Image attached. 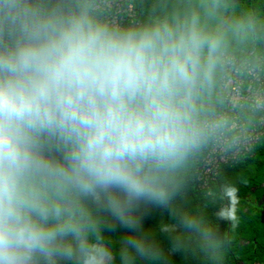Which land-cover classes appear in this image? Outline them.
<instances>
[{
  "label": "clouds",
  "instance_id": "1",
  "mask_svg": "<svg viewBox=\"0 0 264 264\" xmlns=\"http://www.w3.org/2000/svg\"><path fill=\"white\" fill-rule=\"evenodd\" d=\"M125 13L118 0H0V264H111L93 204L137 230L139 202L171 206L210 149L243 158L261 145L252 115L208 98L232 42L264 40V8L154 0L140 21ZM237 191L219 194L233 229ZM178 215L163 229H183L175 246L224 264L231 237L199 211ZM124 245L122 264L160 257L143 235Z\"/></svg>",
  "mask_w": 264,
  "mask_h": 264
},
{
  "label": "trees",
  "instance_id": "2",
  "mask_svg": "<svg viewBox=\"0 0 264 264\" xmlns=\"http://www.w3.org/2000/svg\"><path fill=\"white\" fill-rule=\"evenodd\" d=\"M123 2L126 13L121 22L140 21L152 10L154 0H118ZM241 8H264V0H236ZM233 51L219 71L208 98V106L214 107L233 117L253 116L252 138L260 141L255 151L246 157L227 154L218 159L208 172H203V161L209 152L202 157L196 169L186 181L184 189L175 197L171 206H159L141 201L134 209L140 220V226L133 230L115 219L103 207L92 205L101 217V235L112 252L111 264H122L121 253L124 241L131 236L143 235L152 240L160 251L157 260H150L136 255L133 251V264H209V261L194 246L176 247V237L183 229L175 231L163 229L179 224V210L199 211L203 218L214 225L218 235H229L230 246L227 249L224 264H264V107L253 108L252 99H243L234 106H229L228 90L224 81L234 68L239 77L240 88L256 87L264 101V59L260 66L251 61L253 57L264 58V40L254 45L231 44ZM224 184L237 188L239 224L233 229L228 220L219 219L217 213L221 207L229 204L227 198L220 199ZM209 189L217 193L216 198L207 196ZM57 264H76L75 261L58 260Z\"/></svg>",
  "mask_w": 264,
  "mask_h": 264
},
{
  "label": "built area",
  "instance_id": "3",
  "mask_svg": "<svg viewBox=\"0 0 264 264\" xmlns=\"http://www.w3.org/2000/svg\"><path fill=\"white\" fill-rule=\"evenodd\" d=\"M240 80L237 75L234 74V68H231V73H228L224 85L228 90V101L229 106H234L237 102H241L243 99H252V102L256 103L257 99H259L262 103L264 101L261 98V95L258 89L255 87L246 86L245 90L242 91L239 87ZM227 153L220 152L218 149H211L210 153L203 161V172H208L211 169V166L216 162L218 159H224Z\"/></svg>",
  "mask_w": 264,
  "mask_h": 264
}]
</instances>
